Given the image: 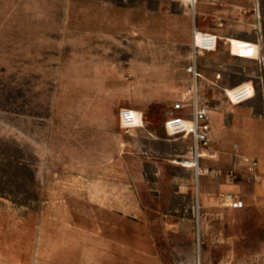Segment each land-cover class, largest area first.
Here are the masks:
<instances>
[{
    "label": "rangeland",
    "instance_id": "374dc122",
    "mask_svg": "<svg viewBox=\"0 0 264 264\" xmlns=\"http://www.w3.org/2000/svg\"><path fill=\"white\" fill-rule=\"evenodd\" d=\"M194 65L217 152L198 180L164 128ZM235 144L264 169V0H0V264H264V181L227 178Z\"/></svg>",
    "mask_w": 264,
    "mask_h": 264
},
{
    "label": "built area",
    "instance_id": "2783aa9c",
    "mask_svg": "<svg viewBox=\"0 0 264 264\" xmlns=\"http://www.w3.org/2000/svg\"><path fill=\"white\" fill-rule=\"evenodd\" d=\"M213 36V35H212ZM208 45L203 46L206 50H213L216 46V37L213 36L207 41ZM232 52L235 56L243 59H254L259 56L260 47L254 42H239L236 47L239 52L235 51L234 44H231ZM188 72L192 73L195 79V88L193 89V96L190 101L176 103L172 110L168 112L166 120L164 121V128L170 135H182L183 137H190L192 145L190 149V156L183 166L193 168L196 172V178L199 179L203 174L201 167V160L204 158H214L217 155L216 150L212 145V115L209 107L200 102L196 90V82L201 74L197 71L196 66H190ZM190 91V92H191ZM229 101L233 104H240L252 98L255 94L254 85L251 83H244L240 86L230 89H224ZM189 100V99H188ZM181 113L175 115V113ZM119 120L121 127L128 130L134 128H141L144 126L145 120L143 113L138 112L132 108H122L119 112ZM236 163L232 169L226 173L230 180L237 179L239 172L238 167H241V176L247 181L257 184L263 181L264 174L261 171V161L259 158H253L239 153L238 145L234 146ZM221 171H217L220 175ZM220 200L228 207L235 209H242L245 207L243 199L239 195L227 192L221 195ZM195 264H201L200 261Z\"/></svg>",
    "mask_w": 264,
    "mask_h": 264
},
{
    "label": "bare ground",
    "instance_id": "6f19581e",
    "mask_svg": "<svg viewBox=\"0 0 264 264\" xmlns=\"http://www.w3.org/2000/svg\"><path fill=\"white\" fill-rule=\"evenodd\" d=\"M200 33L196 32V37L199 35ZM200 40L202 43L204 44H201L202 46H205V45H208L207 41L208 39H211L213 36L211 34H204V35H201L200 34ZM239 42H245V41H239V40H233V44H234V47H235V51L236 52H239V49L236 47V45L239 43ZM197 90V88H196Z\"/></svg>",
    "mask_w": 264,
    "mask_h": 264
},
{
    "label": "crops",
    "instance_id": "0c3cea01",
    "mask_svg": "<svg viewBox=\"0 0 264 264\" xmlns=\"http://www.w3.org/2000/svg\"><path fill=\"white\" fill-rule=\"evenodd\" d=\"M250 60V59H249ZM249 83H251L252 84V82L250 81ZM231 86H233V85H230V87L228 88V86H227V88H225V89H230V88H232ZM252 99V98H251ZM251 99H249V100H251ZM248 101V100H247ZM211 114H212V111H211ZM212 118H213V115H212ZM213 127V126H212ZM261 171L264 173V169H262L261 168ZM263 181H264V178H263ZM263 181H261V182H263ZM174 264H185V263H180V262H176V263H174ZM187 264H190V263H187Z\"/></svg>",
    "mask_w": 264,
    "mask_h": 264
}]
</instances>
